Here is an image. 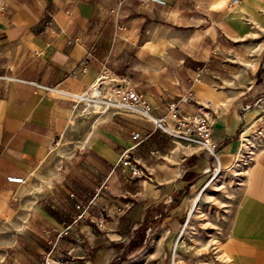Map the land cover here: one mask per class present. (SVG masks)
Wrapping results in <instances>:
<instances>
[{
	"label": "crops",
	"instance_id": "obj_1",
	"mask_svg": "<svg viewBox=\"0 0 264 264\" xmlns=\"http://www.w3.org/2000/svg\"><path fill=\"white\" fill-rule=\"evenodd\" d=\"M230 1L0 0V264H41L54 241L73 264H112L145 222L176 233L217 163L137 111L79 100L104 70L155 114L189 89L209 103L221 170L249 164L223 264H264V138L242 155L244 128L263 109L243 112L264 89V0Z\"/></svg>",
	"mask_w": 264,
	"mask_h": 264
},
{
	"label": "rangeland",
	"instance_id": "obj_2",
	"mask_svg": "<svg viewBox=\"0 0 264 264\" xmlns=\"http://www.w3.org/2000/svg\"><path fill=\"white\" fill-rule=\"evenodd\" d=\"M261 71H259V74ZM249 108L262 105L257 114L244 128L242 155L248 153L249 139L264 138V89ZM245 104V107L246 105ZM252 144V143H250ZM197 146V145H196ZM249 148V147H248ZM241 155V156H242ZM241 161V160H237ZM248 163L230 171L211 170L203 186L197 191L199 198L193 205L194 194L176 233L165 234L162 226L145 222L125 244L113 261L117 264H223L222 241L229 233L233 215L241 195L240 184ZM239 170V171H237ZM142 239V240H141ZM141 240V245L131 247ZM120 258L121 256H123Z\"/></svg>",
	"mask_w": 264,
	"mask_h": 264
},
{
	"label": "built area",
	"instance_id": "obj_3",
	"mask_svg": "<svg viewBox=\"0 0 264 264\" xmlns=\"http://www.w3.org/2000/svg\"><path fill=\"white\" fill-rule=\"evenodd\" d=\"M154 2L165 4L166 0H152ZM238 0H231L230 4ZM119 28H125V25L119 24ZM125 78H119L108 70L101 71L96 80L89 88L79 94V100L86 101V104L96 109L98 113H104L108 110L120 112L123 109H131L139 112L142 117L150 122L155 129H159L172 138L182 139L185 143L192 142L198 147L210 152L216 158L217 163L213 166L214 172L220 171V156L218 145L213 138V121L210 112L209 103L200 102L193 92L189 89L185 94L179 96L175 101L169 103L168 111L163 114H155L151 111L148 102L141 93H139ZM61 92H66L62 88ZM180 101H187L196 106V110L192 113H186L179 105ZM251 104H247L245 108H249ZM135 141L142 139L143 134L140 130H135L132 133ZM121 159L124 164H129L134 167L133 159L131 158L130 150H125ZM9 181L23 182V176L10 175L7 177ZM105 184L102 183L96 187L98 192ZM76 207L79 209L77 218H82L86 214V205L83 202H77ZM69 232V227L61 230L58 236H63ZM77 241L81 237L76 238ZM57 242L52 243V248L43 255L41 264H73L74 256L70 249L55 253L54 248Z\"/></svg>",
	"mask_w": 264,
	"mask_h": 264
},
{
	"label": "trees",
	"instance_id": "obj_4",
	"mask_svg": "<svg viewBox=\"0 0 264 264\" xmlns=\"http://www.w3.org/2000/svg\"><path fill=\"white\" fill-rule=\"evenodd\" d=\"M141 240H142V239H141ZM141 240L138 241V242H136V243L131 247V249H135V248H137L138 246H140L141 243H142ZM122 257H124V255L121 256L120 258H122ZM112 264H117V262H113Z\"/></svg>",
	"mask_w": 264,
	"mask_h": 264
},
{
	"label": "bare ground",
	"instance_id": "obj_5",
	"mask_svg": "<svg viewBox=\"0 0 264 264\" xmlns=\"http://www.w3.org/2000/svg\"><path fill=\"white\" fill-rule=\"evenodd\" d=\"M244 133V132H243ZM191 143V142H190ZM197 198H198V196H197ZM196 200V199H195ZM197 202V201H196Z\"/></svg>",
	"mask_w": 264,
	"mask_h": 264
}]
</instances>
